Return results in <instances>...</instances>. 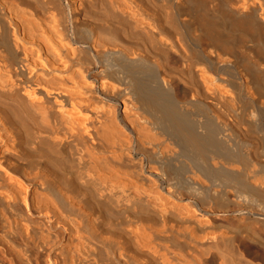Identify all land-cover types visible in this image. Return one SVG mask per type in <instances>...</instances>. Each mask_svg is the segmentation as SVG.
<instances>
[{"label": "bare ground", "instance_id": "bare-ground-1", "mask_svg": "<svg viewBox=\"0 0 264 264\" xmlns=\"http://www.w3.org/2000/svg\"><path fill=\"white\" fill-rule=\"evenodd\" d=\"M0 264H264V0H0Z\"/></svg>", "mask_w": 264, "mask_h": 264}]
</instances>
